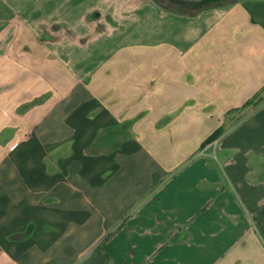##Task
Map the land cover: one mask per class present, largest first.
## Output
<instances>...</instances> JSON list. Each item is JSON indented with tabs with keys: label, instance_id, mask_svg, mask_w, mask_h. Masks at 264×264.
<instances>
[{
	"label": "crops",
	"instance_id": "crops-1",
	"mask_svg": "<svg viewBox=\"0 0 264 264\" xmlns=\"http://www.w3.org/2000/svg\"><path fill=\"white\" fill-rule=\"evenodd\" d=\"M262 111L264 0H0V264H264V215L186 161Z\"/></svg>",
	"mask_w": 264,
	"mask_h": 264
},
{
	"label": "rangeland",
	"instance_id": "rangeland-1",
	"mask_svg": "<svg viewBox=\"0 0 264 264\" xmlns=\"http://www.w3.org/2000/svg\"><path fill=\"white\" fill-rule=\"evenodd\" d=\"M214 2H218V0H210L208 3L212 4ZM171 8H175L177 10H181L183 12H192L194 6H183V7H173L170 6ZM66 68L68 70H75L72 66H67ZM73 73V72H72ZM74 74V73H73ZM50 91L45 92L44 94H41L42 101H45L49 96H50ZM261 98V97H260ZM256 99V98H255ZM40 102V103H41ZM253 102V101H252ZM38 103V104H40ZM252 105V104H250ZM249 105V106H250ZM254 105V103H253ZM208 106L207 103L203 105L201 110H198V113H213L214 111V106L213 110L208 111L206 110V107ZM217 107V106H216ZM181 111L174 112L173 114H169L167 116H164L161 119L168 120V119H173L177 117ZM250 111H245L244 112V120H246L249 117H252V114H250ZM258 114V112H256ZM231 114H236V112H227L228 115V124L235 123L238 119H236L235 115ZM200 115V114H198ZM260 121H256L254 125H249L246 127H243V129L240 130V127L236 133L230 134L229 137V143H234L235 145L229 146L228 147H223L224 142L223 139L221 140V137L223 138V132L225 131L223 126L218 127V134L212 137L208 142L202 143L199 146L195 148L193 153L187 158V163H191L193 159H195V154L198 151H201L200 155L206 157L205 163L208 165V168L211 169V174L214 175L216 174L217 176L226 178V182L228 185L229 190L233 195H235L238 199L243 200V205L245 206V210L251 215L252 212L250 210H254V212H259L261 216L264 215V172H260L257 168L253 166H248L245 157L243 156V150H245L249 147L254 146L253 149L263 152L264 153V141L263 137L257 134V127L260 126L259 129L260 131L264 130V111L260 113ZM253 119V117H252ZM255 120V119H254ZM159 125V124H157ZM166 123H164L163 126H165ZM231 125H229L230 127ZM228 127V128H229ZM160 129V128H159ZM216 129V130H217ZM106 145V144H105ZM238 147H237V146ZM223 148V149H222ZM251 149V150H253ZM229 150V151H228ZM253 150V151H255ZM256 152V151H255ZM258 153V152H257ZM201 156V157H202ZM247 158V157H246ZM264 169V164H261L259 169ZM259 184V185H258ZM260 195V202L258 205L257 202H255V199L257 196ZM252 206L254 209H252ZM249 207V208H248ZM254 215V214H253ZM256 218V216H254ZM256 220V219H253ZM255 224V223H254ZM239 249L234 248L229 254L228 258L231 256L238 254ZM246 256V255H245ZM244 257V256H242ZM172 264V262H171Z\"/></svg>",
	"mask_w": 264,
	"mask_h": 264
},
{
	"label": "flooded vegetation",
	"instance_id": "flooded-vegetation-1",
	"mask_svg": "<svg viewBox=\"0 0 264 264\" xmlns=\"http://www.w3.org/2000/svg\"><path fill=\"white\" fill-rule=\"evenodd\" d=\"M37 98V97H36ZM35 99V98H33ZM32 99V100H33ZM42 101V97L41 96H38V99L37 101L31 105L30 107L28 108H23L21 107V112L23 111H27L28 109H30L31 107L35 106V105H38V103H40ZM42 103V102H41ZM142 116H139L138 118L136 119H132V120H126L125 122H121L119 123L117 126H115L113 128V130H111V136H110V139L107 141V143H104V144H100L98 142H93L92 144H90L87 148H86V153H94L95 150H97L98 147H100V145L102 147H109L110 145H113L115 147H117L119 145V142H115L112 140L113 137H117L119 138L120 140H123V139H127V138H130V137H133L134 133H135V124L139 121V119L141 118ZM166 120L164 119H161V121H159V124H162L164 123ZM122 142V141H121ZM106 144V145H105ZM229 151V150H228Z\"/></svg>",
	"mask_w": 264,
	"mask_h": 264
},
{
	"label": "trees",
	"instance_id": "trees-1",
	"mask_svg": "<svg viewBox=\"0 0 264 264\" xmlns=\"http://www.w3.org/2000/svg\"><path fill=\"white\" fill-rule=\"evenodd\" d=\"M161 6H163V7H165V8H169V9H174V10H177V9H175V8H171L170 6H172L167 0H156ZM217 1V0H216ZM218 1H222V2H226V1H230V0H218ZM209 5H211L210 3H208L207 1H205V2H202V3H199V4H196V5H194V7H192V8H194L192 11H195V10H198V9H201V8H203V7H206V6H209ZM178 11H180V12H182L181 10H178ZM37 99H38V97L37 98H35V99H33V100H31V101H29V102H27V103H25V104H23V108H28V107H30L31 105H33L36 101H37ZM250 103H252V100L248 103V104H250ZM140 115H137V116H135V117H133V118H131V119H129V120H132V119H136V118H138ZM218 134V129L217 130H215L206 140H205V142H208L212 137H214L215 135H217ZM205 142H203V143H205ZM246 157H247V164H248V166H253V167H255V168H257L260 172H264V169L262 168L261 170L259 169V167H260V165L261 164H264V154H262V153H257V152H255V151H253V150H248L247 152H246Z\"/></svg>",
	"mask_w": 264,
	"mask_h": 264
},
{
	"label": "water",
	"instance_id": "water-1",
	"mask_svg": "<svg viewBox=\"0 0 264 264\" xmlns=\"http://www.w3.org/2000/svg\"><path fill=\"white\" fill-rule=\"evenodd\" d=\"M173 7H183V6H194L196 4L210 1V0H167Z\"/></svg>",
	"mask_w": 264,
	"mask_h": 264
}]
</instances>
